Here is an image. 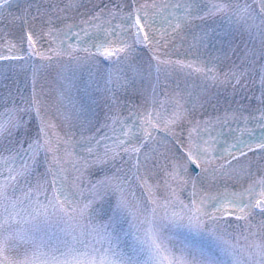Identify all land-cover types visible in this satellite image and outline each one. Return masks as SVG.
Returning <instances> with one entry per match:
<instances>
[{"label": "snow or ice", "instance_id": "obj_1", "mask_svg": "<svg viewBox=\"0 0 264 264\" xmlns=\"http://www.w3.org/2000/svg\"><path fill=\"white\" fill-rule=\"evenodd\" d=\"M13 4L18 13L5 16ZM72 6L0 0V264H264V131L247 128L250 118L264 129V0H109L66 31L54 28ZM17 21L24 54L5 39ZM45 36L48 48L37 50ZM177 41L187 48L173 59ZM137 45L152 55L140 60ZM45 72L56 73L54 96ZM162 73H183L185 82L164 92ZM229 85L259 115L229 128L239 155L228 154L259 157L242 169L247 186L210 195L205 181L231 177L213 165L216 125L197 112L219 103L211 87ZM55 120L67 130L56 131ZM215 120L223 127L229 113ZM77 149L91 159H77ZM40 157L46 168L33 185ZM189 185L185 203L179 191ZM225 217L238 222V235ZM128 235L133 242L121 247Z\"/></svg>", "mask_w": 264, "mask_h": 264}]
</instances>
